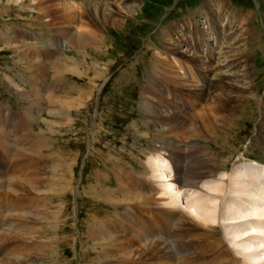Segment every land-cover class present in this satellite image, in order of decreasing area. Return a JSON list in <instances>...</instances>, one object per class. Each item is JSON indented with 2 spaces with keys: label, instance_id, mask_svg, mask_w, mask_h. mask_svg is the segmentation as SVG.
Listing matches in <instances>:
<instances>
[{
  "label": "rangeland",
  "instance_id": "1",
  "mask_svg": "<svg viewBox=\"0 0 264 264\" xmlns=\"http://www.w3.org/2000/svg\"><path fill=\"white\" fill-rule=\"evenodd\" d=\"M21 1L0 0V123H7L9 127L7 130H11V125L12 128L21 127L22 130H19V132H23L22 138L27 135L28 137H25L27 139L30 137L31 142L34 139L36 141L39 140L45 157L55 155L62 160L52 161L43 157L44 161L39 167L44 165L42 166L43 169H52V167L61 163L60 174L66 178L70 175L68 170L74 166L73 161L76 162V167L73 170V185L65 190L64 196L56 197L57 194H54V196L34 195L35 197L31 196V198L27 196L21 197L23 204L25 203L23 205L24 213H28L29 210H37L35 206L38 207V205L44 206L48 204L50 207L52 206L49 221L51 219L53 221L48 222V225L46 224L47 227L44 226L45 236L43 235L36 244L30 245V254H40V252L37 253L40 251L39 249L42 247L45 249L47 242L50 241L48 248L51 245V249H56L52 253L55 257L50 260L51 264H107L104 261L102 263L101 261H94L100 258V253L93 254V251L98 250L99 245L97 246L93 243L94 240L90 236V229L91 227L93 228L92 225L95 220H106V218L108 219L111 215H114L116 210H119L123 213L126 212L125 214L129 212L142 216L145 221H154L153 217H156V220L166 226L167 231L172 232V238L175 236L174 242L176 243L174 244L189 246L190 254L187 252L185 256L190 255V258L196 259V264H234L232 259H228L226 256L225 246L229 247L231 256L236 261L239 258V264H264V261L254 263L251 260L252 258H249L251 254H247L243 247L245 241L236 242V237L229 233L231 231H229L227 226L230 218L233 217L234 219L237 215H240L239 210L237 215L235 211H233L234 214L231 213L227 205L228 199L234 196V191L239 187V185H235V182L240 178L234 174L235 169L240 168L241 171L247 173L251 171L253 174L260 173L264 175V165H262L264 164V0H137L131 5L125 4L126 6L121 3V8H127L130 13V15L122 19L121 28L103 27L102 29L99 26L100 24H98L102 22H94L91 27L102 38L106 39L107 44L104 46L109 45L108 49L91 51L90 55L93 58H87L89 62L86 58L80 59V61L77 59L79 66L83 64L79 67L81 76L64 74L62 79H55L52 71L47 72V76L35 73V71L30 72L28 70L29 61L21 60L25 56L26 49L22 45L16 46L14 38L17 33L19 34V32L23 31L24 38L22 39L30 43L29 47H33L32 50L37 56V61L53 65L55 58H66L67 54H70L68 44L64 41L65 52L57 51L58 49H55V46L50 45V42H53V37L52 33L49 32L48 25L59 23V19L50 22L54 17L47 19L41 16L44 10L40 6H36L37 1ZM68 6L77 7L78 3H69ZM113 6L116 9L120 8L118 4ZM39 9H41V12L38 11ZM76 12L79 16L82 14L81 10L77 9ZM210 12L217 23L216 25L214 20L212 22L216 25V30L218 29L223 34L229 32L227 39L216 36L213 34L214 31H211L210 27L213 24L208 20ZM33 17L35 18L33 19ZM193 19L195 24L194 22L192 23ZM184 24H190V26H187L191 29L187 32L189 43L185 44L184 42L177 51L186 52L183 55L180 54L183 57L189 55L191 58L193 56L199 58L198 61L189 63V66L198 70L199 73H194V69H189V80L191 78L193 80L191 79L185 87L174 89L173 86L164 84L173 92L169 95H172V97L176 96L178 105L181 102L180 100H187L190 97L194 98L192 94L201 95L203 91L218 85L213 76L221 72L226 76L228 74H237L238 78H227L219 83L220 85L224 83L235 87L231 86V88L226 90L228 85H225L224 90H212L208 93L211 97L217 98L221 96V99L217 102L219 107L224 106L225 96L236 97L238 93H244L243 88L250 91L244 94L247 100H242L236 106L234 105L235 109L240 105L239 109L241 112H237L235 115L233 127L230 130L218 133L219 136L217 135L212 142L183 134L171 135L170 139H167L168 142L176 143L187 149V154L183 153L184 157L180 158L182 161L181 165L177 162V157L170 152L162 151L159 155L155 153V149L161 145L162 138L153 131L156 126L154 120L157 118L152 110H157V104L155 98L152 97L153 95H149L150 93L148 94L147 92H149L148 80L150 75L154 71L158 58L162 59L161 55L158 56L161 50L166 51L170 58H176L178 63L181 62L178 58L179 55L177 56L174 53L175 49L171 45H167L169 41L164 32L175 33ZM229 24L233 33H230L231 29L227 27ZM179 32H181V29ZM195 32L200 34L198 39H196L197 43L201 40L200 37L209 42V46L207 45L206 48L204 42L203 44L201 43L202 47L200 50L202 53L193 48L194 40L193 42L190 41ZM211 38H215V40L213 39L212 41ZM169 44L172 43L169 42ZM53 48L54 51L52 50ZM28 50L27 52H29ZM189 51L193 54L191 53L192 55H190ZM49 52L57 53L54 56L55 58ZM197 52L198 54H196ZM94 58L98 60L100 67H93ZM183 59L184 61L187 60L186 58ZM223 60L226 61L225 65L233 62H235V65H239H237L238 67L235 70H231L234 65L231 68L223 67ZM220 65L221 67H219ZM211 67L214 69L211 70ZM242 71L243 74H241ZM244 74L247 75L244 76ZM200 75L206 76V78ZM36 83L40 90L43 88L46 90L45 93L47 95L63 96L64 100L73 104V109L66 111L64 108L61 109L62 107L59 108V106H56V109H52L51 106H49L50 108L40 106L37 100L31 97L32 88H34ZM208 95L205 99L197 97L200 101L198 106L200 104L201 106L202 104L213 106L212 100L214 99H209ZM201 106L197 108L199 109ZM220 114L222 115L224 112L222 111ZM22 121L26 123V128H23ZM162 128H160L161 131L164 130ZM192 145L193 151L191 149L188 151V148H191ZM159 158L166 162L164 164L166 172L172 175L171 177H173L174 181L175 170L179 172L180 177L186 175L184 169L181 170V166L186 168L185 170L190 171L200 158H212L217 161L225 159L226 163L224 168L222 167L223 170L218 172L217 176L214 175V178L206 180V184L210 183L208 184L209 186H220L230 190V195L226 196L227 199L225 197L224 203L219 201V199H213V197L217 198L221 195L218 192H214V196L210 197V200V198H206V191L198 192L196 189L189 188L186 190L187 193L184 190L185 196H182L184 199L187 196H191V200H184L183 208L181 207L182 205H176V208L181 207L183 211L185 209L184 212L189 215V219L195 224L203 225V228L191 227L185 230L180 228L179 223L171 226L163 221L162 215L164 213L161 211H167L169 208H174L175 205H173L174 201L172 200L174 194L164 186L165 184L157 180L156 173H154V167H156L155 159ZM2 159L4 158L0 157V161ZM14 160L16 159H13V164L7 166L8 168L6 169L8 171L15 167ZM217 163L219 164V162ZM113 168H117L125 174L131 173L132 176L142 181L140 183L141 186L147 187L143 179H146L148 183H153L150 184L157 188L154 196L157 200H164L163 203H156L155 201V203H152L153 206L151 208L147 207L146 204H144L145 206L140 204L143 209H139L141 214H137L134 213L133 207L135 205L130 206L131 208L127 210L125 206L129 203H119L115 194L108 193L111 196L110 198L98 196L96 193L97 189L94 186L99 183L97 180L99 174L104 176L101 182L106 184V187L117 189L120 186L116 182L117 179L113 174ZM146 169L151 173V176L144 178L142 174ZM225 172L230 174V178L223 177ZM227 182H229L228 188H226ZM243 185H247V183L245 182ZM61 190L60 188L59 191ZM104 191H101L103 196L105 194ZM209 196H212V193ZM193 198L200 200L205 207H195L186 211L188 205L194 201ZM164 202L167 203L166 206ZM252 202L254 201L247 202L246 205H252ZM58 204H62V208ZM5 205L10 208L8 199ZM140 205L136 207H140ZM53 206L56 208H53ZM243 207L240 210H244L245 208L243 209ZM205 208L212 211L206 213ZM216 211L219 212L217 213ZM185 213H180L176 220H181L184 215L186 217ZM203 216L207 219L213 217L215 220H211L210 223L205 221ZM5 220L7 219L5 218ZM117 220L122 222L120 223ZM115 221L121 226L122 224L124 225L123 218H117ZM249 223L241 230L250 229L253 225L251 224L252 222ZM207 224L211 226H207ZM250 238H257L255 239L257 241L264 240V235ZM212 242L217 243L220 246L219 249L222 251L225 249V251L223 253L220 252L219 255L212 254L211 250L215 245ZM263 245H258L257 243L253 250L256 248V251H258V246L262 248L261 250H264ZM173 251H175V247ZM50 263L49 261L44 262V264ZM111 264H118V262L115 261V263Z\"/></svg>",
  "mask_w": 264,
  "mask_h": 264
},
{
  "label": "bare ground",
  "instance_id": "2",
  "mask_svg": "<svg viewBox=\"0 0 264 264\" xmlns=\"http://www.w3.org/2000/svg\"><path fill=\"white\" fill-rule=\"evenodd\" d=\"M32 1L34 2L37 1V5L36 4L35 5L40 6V8H43L44 13L43 14L41 13L42 14L41 16L47 19L54 17V19L50 20V22L55 21V19H59V23H55V24L51 23L50 25H48L49 32L52 33L51 35L53 37L52 38L53 42H50V45L55 46L54 48L58 49L57 51L65 52L64 51L65 46L63 44L64 41L66 42V44H68L70 54L69 55L67 54V57L65 56L66 58L63 57L55 58L54 56H56L57 53L55 54V52H49L55 58L54 64L52 63L53 65H47L45 62L37 61V56L32 50L33 47L32 48L29 47L28 45L30 43L22 39L24 38L23 36L24 31H23V32H19V34L17 33V35L14 38V40H16V46L22 45L26 49L25 56H23L21 60L29 61L27 62L29 63L28 70H30V72L35 71V73H39L47 76L46 73L52 71L54 73L53 76L55 77V79H62L64 74H75L81 76L80 75L81 70L79 69V67H81L83 64H80L79 66L77 59L78 61H80V59L93 58L90 55L91 51L97 49L98 51L103 49H108L109 45L104 46L105 44H107L106 39L102 38V36H100V34H98L96 30H93L91 28L94 22H102V23H98L100 24L99 26H101L102 29L103 27L121 28L122 19L130 15V13L127 11V8L124 7L121 8L120 4L123 3L124 6L131 5L132 3H135L137 0H99V1L98 0H32ZM69 3H74V4L78 3V6L69 7L68 6ZM114 4L116 5L118 4L120 8L116 9L113 6ZM77 9L82 11V14L80 16L77 15L76 12ZM40 10L41 9H39L38 11ZM58 14L60 15L58 16ZM209 16H208L209 17L208 20H210L211 24H213L210 27L211 31L212 32L214 31L213 34L219 37H223V39H227L229 32H225L223 34V32L221 33V31H219L218 29L216 30L217 23L211 12L209 13ZM34 18L35 17H33V19ZM193 22L195 24L194 19L192 20V23ZM212 22H214L216 25ZM187 26H190V24L188 25L184 24L183 27H180L181 32H179L180 29H178V31L175 33L164 32L168 41L172 43L169 44L168 42L167 45H171V47L175 49L174 53L177 56L179 55L178 58L181 60V62L178 63L177 62L178 60H176V58H170L169 55L166 53V51H162L160 49L161 52L158 53V56L161 55L160 57H162V59L158 58V61L154 67V71H152L150 75V78L148 80L149 92H147L148 94L150 93L149 95H153L152 97L155 98V102L157 104V110H152L153 114L157 118L154 120L156 126L153 128V131L156 135L162 138L161 145L155 149V153L159 155L160 153H162V151L170 152L172 155L177 157V162L181 165H182V161L180 160V158L182 156L184 157V155L182 154L186 153L187 149L182 148L176 143H170L167 141V139H170L169 137L171 135L183 134L189 137L200 138L203 139L204 141L212 142L217 137L218 133L220 132L222 133L226 130H230V128L233 127V125L235 124L233 121L235 119V115L237 114V112H241V110L239 109L240 105L238 106L237 109H235L236 108L235 106L237 103L241 102L242 100L244 101L247 100L244 94L246 92L249 93L250 91L249 89L243 88L244 93L240 92V94L238 93L237 96L235 95L236 97L225 96L224 106L219 107L217 105V102L219 99H221V96H218L217 98L211 97L208 95V93L211 92L212 90H224L225 85H228L226 90H228V88H231V86L235 87L234 85H229L224 83H222L223 87H221L222 85H220L219 83L225 81V79L227 78L229 79L238 78L237 74H232V75L228 74L226 76L224 75V73L221 72L213 76L216 79V83L218 84L216 85L217 87L216 86L211 87L203 91L201 95L192 94L195 99L190 97V99L187 98V100L186 99H183V101L180 100L181 102L178 105L177 103L178 100L176 99V96L172 97V95H169L173 92H171V90L168 89L164 84H167L169 86L171 85L175 89L179 87H185L188 84V82H190V80L192 79L191 78L189 80L188 71H190L189 69H194V68L192 66H189V63L198 61L199 58H196L194 56L191 58V56L189 55H185L183 57L180 54L183 55L186 52L184 53V51L183 52L177 51V49H179V46L181 44H183L184 42L185 44L189 43V39H188L189 35L187 34V32L190 31L191 29L190 27L188 28ZM227 27L229 28L230 24ZM214 29L216 30V32ZM230 29H231L230 33H233L231 27ZM199 36H200L199 32L198 33L195 32L193 38L192 39L190 38V41L193 42L194 40L193 48H196V51L200 53L201 52L200 49L202 47L203 42L205 48L207 47L209 42L207 40H204V38L200 37L201 40L197 43L196 39H198ZM213 39L215 40V38H211L212 41ZM223 44L225 45V43ZM54 48L52 49L53 51ZM27 50L29 52H27ZM198 52L196 54H198ZM188 53H190V55L193 54L190 51ZM183 58H186L187 60L184 61ZM87 61L89 62L88 59ZM93 61H94L93 67L96 68H98L97 66L100 67L98 60L94 58ZM225 62L226 61L224 60L222 61V63L224 64L222 65L223 67L231 68L234 65V67L231 70L233 69L235 70L238 67L237 65H239V64L235 65V62L225 65ZM219 67H221V65ZM210 69L213 70L214 68L211 67ZM194 71H195L194 73L196 72L199 73V71L196 69H194ZM241 74H243V71ZM246 75L244 74V76ZM201 77L206 78V76H201ZM43 81L45 82V80ZM32 89H33V91H31L32 94L31 93L29 94H31V97L37 100V103L40 104V106H44V107L51 106L52 109L53 108L56 109V106H59V108L62 107L61 109L64 108V110L66 111L73 109L72 106L73 104L69 103L67 100H64L63 96H55V94L47 95L45 93L46 90H44V88L40 90L37 83L34 85V88ZM43 93H45L46 95ZM207 95L210 97L209 99L211 100L214 99L212 100L213 106L210 104L207 105L202 104L201 106L200 104L199 106L201 107L198 109L197 107H199L198 104L200 103V101L198 100L197 97H199L200 99H205ZM222 111L224 112V114L221 115L220 113ZM28 112L30 113L29 110ZM263 117H264V106H263ZM22 123L24 126L23 128H26V123L23 121ZM0 125H1L0 126V157H3L4 159L6 158V160L2 159V161H0V167H1L0 168V264H44V262L46 261H49L50 263V260H52V258L55 257L52 253L53 251H56L55 248L51 249V245L48 248V243H51L50 241L47 242V247H45V249L43 247L42 248L39 247L40 251H38L37 253L40 252V254L35 253V255H32L30 254L29 250L31 249L30 245L34 243L36 244V242H38V240H40V238L45 234L43 230L44 226L47 227L48 225L47 223L53 221L52 219L51 221H49L50 220L49 214L52 212L51 210L52 206L50 207L48 204L44 206L38 205V207L35 206L37 210L34 211L29 210V212L26 211L28 213H24L23 205L25 203L23 204L21 197L27 196L28 198H31V196L34 195L54 196V194H57L56 197L62 196L65 190L69 189L73 185L72 184L74 177L73 170L74 167H76V162L73 161L74 166H72L70 170H68L71 176L67 175L68 177L66 178L60 174L61 163L56 165L55 167H52V169L50 168L43 169L42 166L44 165L39 167L42 164V161H44L43 157L47 158V160L51 159L52 161L53 160L62 161V160L59 157H56L55 155H48L45 157L44 151L42 150L43 148L41 147V144H39V140H37L38 141L37 142L34 139L33 142H31L30 137L28 139L25 137L27 135H24V138H22L23 132H19V130H22L21 127L18 128L19 126L18 127L16 126V128L15 127L12 128L11 125V130H7L9 129L7 123L1 122ZM160 128L164 130L161 131ZM27 140H28V144H27ZM190 149L193 151V145L191 148H188V151H190ZM12 158L16 159L14 160L15 167L12 168L11 171H8V169L6 168H8L7 166H9V164L10 165L13 164ZM155 160H156L155 161L156 167L154 166L153 167L155 168L154 173H156L157 180L165 184L164 186L174 194L172 196L173 197L172 200L174 201L173 205H175V207L174 208L168 207L169 209H167V211L165 210L164 212L161 211L162 213H164L162 215L163 221H165L167 224L171 226H174L175 223H179L180 228L185 230H188L191 227H197L200 229L203 228V225L198 223L195 224V222L189 219V215L184 212L185 209L184 211L182 210L184 204L183 201L184 200L190 201L192 198L191 196H187L184 199L182 195H184V190L186 192V190L189 188L196 189L198 190V192L206 191L208 193V194L206 193L207 195L206 198L213 197L214 192H218L221 195H219L217 198L213 197V199H217V200L219 199V201H223L222 203H224L225 200L227 199L226 196L229 194L230 190L228 189L226 190L224 189V187H220V186H216V187L209 186L208 184L210 183L206 184L207 183L206 180L210 178H214V175L217 176L218 172L223 170L224 164L226 163L225 159H220L217 161L215 159L213 160L212 158H200L199 160H197L198 163L194 167H192L190 171L185 170L186 168L181 166V170L184 169L186 175L180 177L179 172L175 170L174 173L175 181L174 179H172L173 178L171 177L172 175H169L166 172L164 166L166 162L160 158ZM217 162H219V164ZM225 173H223L224 174L223 177L230 178L229 177L230 174H228V172L226 174ZM113 174L117 179L116 182H118L120 186H118L117 189L106 187L105 186L106 184H102L101 182L104 179L103 178L104 176L99 174L97 176V180L99 183L94 186L95 189H97L96 193L98 196L100 195L102 197L110 198L111 196L108 193L115 194L117 200H119V203L122 204L129 203L127 206H125L127 210H129L128 208H131L130 206L135 205V207H133L134 213L137 214H141L139 209H143V207H141L140 204L143 205L146 204L147 207L151 208L153 206L152 203H155V201L156 203L159 202L163 203L164 200L160 201L159 199L157 200L155 198L154 195H156L155 192L157 191V188H155L154 185H151L153 183L150 182L151 183L150 184L146 181V179H143L144 184H147V187H145L144 185L141 186L140 183L142 181L140 179L132 176L131 173L125 174L124 172H122L117 168H113ZM234 174L240 177L237 180V182H235L236 183L235 185H239V187L237 188V190L234 191L235 193L233 192L234 196L228 199L227 205L231 213L234 214L233 211H235V214L237 215L238 214L237 212L239 210L240 215H237L234 219L233 217L230 218L229 223H227L229 224L227 225L229 227V231H231L229 233L233 234L236 237V238L234 237L236 242L237 241L239 242L240 240L245 241L243 247L247 254L249 253L251 254V257L249 258H252L251 260L254 261V263L257 261H264V250H261L262 248H260L259 246H258L259 249L257 248L258 251H256V248L253 250L254 246L257 243L258 245L264 244V240L257 241L255 240L257 238H250L254 236L261 237L264 235V175L260 173L253 174L251 173V171L250 173L249 172L247 173L241 171L240 168L235 169ZM142 175L144 178L150 177L151 173H149V171H147L146 169V171H144ZM245 182L247 183V185H243L245 184ZM103 187L105 188V191ZM228 187H229V182H227L226 184V188ZM60 188L62 189L61 191H59ZM100 190L105 192V194L103 193L104 196L101 194ZM211 193L212 196H209L211 195ZM194 198H193L194 201L192 203L189 202L190 203L189 205L185 204L188 205V207L186 206L187 207L186 211H188V209H193L195 207L196 208L205 207L200 200L197 199L195 200ZM7 199L9 200L10 208L5 205ZM15 201H20L21 203ZM251 201H254L252 202V205L251 204L246 205L247 202H251ZM178 204L182 205L181 206L182 208L181 207L176 208V205ZM59 205L60 208H62V204H58V206ZM139 205L140 207H136ZM164 205L166 206L167 203H165ZM242 206H244L243 207V209L245 208L244 210H240ZM54 207L55 206H53V208ZM41 208L43 209L40 210ZM211 211L212 210L205 208L206 213ZM216 212L218 213L219 211ZM125 213L116 210L115 214L111 215L108 219L106 218V220H102V221L95 220L94 224L92 225L93 228L91 227L90 229V236L91 238H93L92 240H94L93 243L97 246L99 245L98 250L93 251V254L100 253L99 254L100 258H97L94 261H101V263L104 261L107 262V264H111L113 262L115 263V261H117L118 264H196L195 263L196 259L190 258V255L185 256V254H187V252L189 253L190 251L189 246L183 244H174L176 243L174 242L175 236L174 238H172L173 237L172 232L167 231L166 226L162 225L160 221L156 220V217H153L154 221H145L144 219H142V216H137L129 212L127 214ZM180 213L182 214L185 213L186 217L184 215L181 220H176V218L179 216ZM5 218L7 220H5ZM117 218H121V219L123 218L124 225L122 224L121 226L119 223H116L115 219ZM208 219L205 218V221L210 222L214 218L212 217L210 220ZM249 222H252L251 224L253 226L250 229L241 230L243 227L250 224ZM207 226H211V225L207 224ZM213 227L215 229V225ZM212 244H215L213 249L211 248L212 254L219 255L220 252L223 253L226 249L225 252L228 259H232L234 264L240 263L238 262L239 258L236 261L231 256L229 247L227 248V246H225L224 247L225 249H223L222 251L219 249L220 246L217 245V243L212 242ZM101 247H103V249H101ZM174 247H175V251H173Z\"/></svg>",
  "mask_w": 264,
  "mask_h": 264
}]
</instances>
